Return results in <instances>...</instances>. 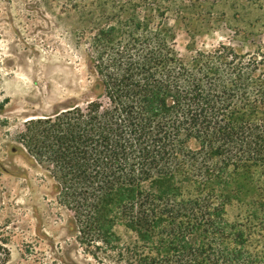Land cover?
I'll return each mask as SVG.
<instances>
[{"label": "trees", "instance_id": "16d2710c", "mask_svg": "<svg viewBox=\"0 0 264 264\" xmlns=\"http://www.w3.org/2000/svg\"><path fill=\"white\" fill-rule=\"evenodd\" d=\"M169 12L101 10L83 33L101 94L30 120L20 143L98 262L264 264V27L250 54L185 62ZM7 245L3 229L0 264Z\"/></svg>", "mask_w": 264, "mask_h": 264}, {"label": "rangeland", "instance_id": "374dc122", "mask_svg": "<svg viewBox=\"0 0 264 264\" xmlns=\"http://www.w3.org/2000/svg\"><path fill=\"white\" fill-rule=\"evenodd\" d=\"M122 6L170 8L185 62L220 46L250 54L245 37L264 27V0H0V231L8 233V264H111L76 241L55 182L19 138L30 120L84 107L101 94L83 33L90 36L101 10ZM238 213L229 208L228 219ZM263 240L253 237L252 246Z\"/></svg>", "mask_w": 264, "mask_h": 264}]
</instances>
